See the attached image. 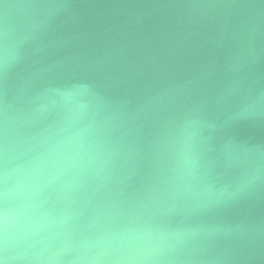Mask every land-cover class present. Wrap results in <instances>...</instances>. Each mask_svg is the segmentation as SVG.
Masks as SVG:
<instances>
[{"label":"water","instance_id":"water-1","mask_svg":"<svg viewBox=\"0 0 264 264\" xmlns=\"http://www.w3.org/2000/svg\"><path fill=\"white\" fill-rule=\"evenodd\" d=\"M44 4L56 5L54 14L23 59L0 70V134L6 116L23 115L47 88L61 91L51 106L71 111L86 100L114 115L118 157L105 202L146 191L158 141L185 114L201 122L198 171L212 172L217 188L231 191L264 163V0H0V18L16 6L23 25ZM189 179L182 174L178 190ZM167 222L214 230L195 264H264V183L228 203L178 210Z\"/></svg>","mask_w":264,"mask_h":264},{"label":"clouds","instance_id":"clouds-1","mask_svg":"<svg viewBox=\"0 0 264 264\" xmlns=\"http://www.w3.org/2000/svg\"><path fill=\"white\" fill-rule=\"evenodd\" d=\"M5 7L0 70L23 59L26 45L57 6L38 5L35 18L23 25L13 18L16 6ZM60 93L47 88L32 98L23 115L5 117L0 264H195V253L214 230L171 227L170 214L228 203L264 183V163L246 170L231 191L217 188L212 172L201 175V122L185 114L158 141L156 175L146 191L135 201L105 202L101 194L113 182L118 157L116 117L101 115L86 100L71 111L51 106L50 97ZM249 114L243 110L238 118ZM182 174L190 179L178 190Z\"/></svg>","mask_w":264,"mask_h":264}]
</instances>
